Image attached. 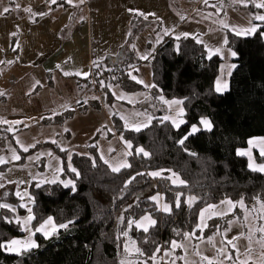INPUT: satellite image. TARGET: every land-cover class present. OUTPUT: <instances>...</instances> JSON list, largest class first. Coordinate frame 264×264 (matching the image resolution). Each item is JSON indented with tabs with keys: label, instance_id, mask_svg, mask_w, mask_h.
I'll list each match as a JSON object with an SVG mask.
<instances>
[{
	"label": "trees",
	"instance_id": "trees-1",
	"mask_svg": "<svg viewBox=\"0 0 264 264\" xmlns=\"http://www.w3.org/2000/svg\"><path fill=\"white\" fill-rule=\"evenodd\" d=\"M144 23L138 17L131 21L129 46ZM224 33L228 41L225 47L237 55L229 90L222 95L214 89L221 59L218 55L209 58L196 38L165 36L145 61L154 87L149 90V98L137 107L154 117L151 124L133 132L126 130L115 114L111 116L116 133L132 145L130 167L113 172L98 158L95 146H90L91 157L71 156L70 164L76 170L73 173L67 168L65 153L50 145L62 157V178L69 179L72 185L30 183L28 193L34 217L31 231L49 217L56 226L68 224V227L59 229L48 239L36 235L38 247L20 255H9L0 249V264H141L140 260L150 261L155 249H160L158 256L172 241L182 240L184 233L195 232L201 211L209 205L243 201L246 209L260 207L264 212L261 207L264 173L250 170L247 159L237 154L238 149L247 147L249 139L264 137V25L248 38L237 37L227 29ZM124 54L122 60L112 63L107 60L95 64L93 69L96 88L108 105L114 101L110 91L114 86L125 93L143 91L127 72L140 60L132 47ZM77 84L79 88L80 84L87 87L91 79L77 80ZM159 97L183 101L182 126L175 128L161 118L166 109L159 103ZM92 106L97 107L98 101ZM86 108L87 105L79 102L74 108L43 117L41 122L60 126L75 112H84ZM201 118L211 121V130L188 135L193 126L200 125ZM5 138L12 139V133L0 124V140ZM181 139L183 144L179 143ZM137 148H143L149 155L137 153ZM256 159L263 158L256 154ZM5 167L2 165L0 169ZM157 171L163 177L175 173L185 183L173 184L170 179L149 175ZM130 179L132 182L127 183ZM157 193L161 202L170 206L169 213L159 210V204L150 199ZM178 193L180 205L176 207ZM188 197L196 198L191 206L187 204ZM0 203L14 209L0 208V242L23 236L16 221L17 216L26 213L20 198L11 188L4 187L0 191ZM238 205L216 226L212 223L214 219H210L205 234L217 228L226 229L235 218L243 220ZM146 214L156 221L147 233L133 224L129 227V221H137ZM124 232L129 233L142 256L125 251Z\"/></svg>",
	"mask_w": 264,
	"mask_h": 264
},
{
	"label": "crops",
	"instance_id": "crops-1",
	"mask_svg": "<svg viewBox=\"0 0 264 264\" xmlns=\"http://www.w3.org/2000/svg\"><path fill=\"white\" fill-rule=\"evenodd\" d=\"M261 2L264 0H249L245 7L238 0H208L207 4L204 0H56V3L51 0H0V92L4 93L0 95V124L12 133V139L0 140V152L10 145L12 154L8 159L4 158L5 163L0 164L6 165L0 169V173L8 168L22 167L27 157L42 153L61 158L55 173L62 178V157L50 145L65 153L70 172H73L71 156L91 157L88 151L90 146H95L98 158L103 163L108 161L105 164L110 169V164L121 161L128 163L129 155L125 156L124 153L129 149L116 133L111 116L115 114L123 127L133 132L146 129L154 119L137 107L149 98L151 88L144 87V84L153 85L150 67L146 60L139 57L148 55L149 59L165 36L181 38L184 37L183 33H188V37L202 41L200 43L208 56L210 49H221L219 54H213L221 59L214 89L217 79H221L227 81L229 90L231 75L228 72L231 70L232 73L234 68L231 65L236 64L235 57L225 47L224 29L237 36L231 31L232 27H251L253 16L264 15V9L254 6ZM4 8L9 11L5 13ZM140 13L147 15V19ZM135 17L145 23L129 46L131 21ZM253 23L257 31L264 25L261 21ZM225 24L229 27L225 28ZM129 47L133 48L140 62L129 67L127 72L144 81V84H139L143 91L125 93L114 86L110 90L114 101L108 105L92 77L94 66L107 60L110 63L122 60ZM133 66L139 71H134ZM65 72L72 75L66 76ZM78 72L88 75H76ZM87 78L91 79V84L87 87L80 84L79 88L77 80ZM227 91L215 92L222 95ZM121 95L124 98L118 99ZM96 100L98 106L94 107L92 104ZM163 100L166 99L163 97ZM158 101L166 109V114L161 117L163 120H166L165 117L176 119L177 123L180 119L184 120V115L177 117L178 108L182 105L170 107L160 97ZM79 102L87 105L85 111L75 112L63 125L42 124L43 117H52L74 108ZM10 120L14 125L9 123ZM166 121L177 128L171 119ZM130 125L139 126L140 130L136 131ZM196 127L207 130L201 124ZM52 140L56 143H52ZM24 146L28 147L27 152L23 151ZM48 149L51 152L47 155ZM14 155L20 158L14 159ZM47 220L41 225H45ZM53 225L54 222L45 225L43 231H29L13 240L23 242L31 238L37 245L36 235L48 239L61 229L52 232ZM44 232L50 234L45 235Z\"/></svg>",
	"mask_w": 264,
	"mask_h": 264
},
{
	"label": "rangeland",
	"instance_id": "rangeland-1",
	"mask_svg": "<svg viewBox=\"0 0 264 264\" xmlns=\"http://www.w3.org/2000/svg\"><path fill=\"white\" fill-rule=\"evenodd\" d=\"M17 1L19 2V0ZM9 123L14 125L12 120H10ZM259 138L264 137H253L251 138V140H253L252 145L249 144V139L247 147L237 150V153L250 152L253 161L257 165L264 164V155H261L264 144L259 142ZM10 147V145H7L5 147L6 149L0 152V158H3L4 161V158L8 159L12 156V154H10ZM49 152H51L49 149L48 151L46 150L47 155L50 154ZM256 154L263 159L261 161L257 160ZM245 157L249 164L248 156ZM60 160L61 158L58 156L48 157L42 153H37L27 157L22 167L8 168L6 172L0 173V184H3L4 187L11 188L15 195L19 192L20 196L18 197L21 200V205H26L23 207L26 210L25 215L16 217V221H19L23 233L31 231L32 220L25 223L27 217L30 215L28 208H31L28 193L30 183L35 182L38 185H43L47 183L53 184L51 181H55V183H60L64 186L65 183L70 181L69 179L60 178L58 173H55V170H57V163L59 164ZM69 185H72V183ZM1 190L2 188H0V191ZM25 193H27V196L24 195ZM21 197H23V199H21ZM158 204L161 208L163 205L161 199ZM187 204L189 205L188 199ZM205 209H207V211H205L203 223L206 226L203 227V230L200 231L198 227H196L195 232L197 231V233L194 237L191 239L184 237L180 241H175L178 245H182V247L173 248L172 241L168 249L162 250L161 253L156 256V264H210V262L211 264H264V232L260 231V229L264 228V212L260 207L252 210L246 209L245 205L244 207H240L243 220L240 221L238 218H235L231 220V223L228 224L226 229L219 230L217 228L209 235L205 233L210 219H214L212 223L216 226L233 212L234 207L230 208L225 202L220 206L212 208L207 207ZM221 213H224V215H221ZM141 218L137 221H140ZM144 223L146 224L147 222ZM200 224L201 219L199 215L197 226ZM133 225L136 227L135 223H133ZM136 228L142 230L141 228ZM125 237V245L128 246L127 252L134 254L137 248L135 242L129 236V233ZM234 237H236V239H233ZM229 241H231V243H229ZM166 252L170 254L165 255ZM228 257H231V259H228ZM140 262L143 264L144 261L140 260ZM133 264L139 263L134 262ZM147 264H154V262L150 259Z\"/></svg>",
	"mask_w": 264,
	"mask_h": 264
},
{
	"label": "snow or ice",
	"instance_id": "snow-or-ice-1",
	"mask_svg": "<svg viewBox=\"0 0 264 264\" xmlns=\"http://www.w3.org/2000/svg\"><path fill=\"white\" fill-rule=\"evenodd\" d=\"M52 3H56V0H51ZM239 3H241L243 6L247 7L248 6V3H249V0H238ZM204 3L207 4L208 3V0H204ZM256 8H261V9H264V2H261V3H255L254 5ZM3 11L6 13L9 11L8 8H4ZM25 11H31L30 9H25ZM43 15V14H41ZM140 15H144L145 16V19H147V15H145L144 13H140ZM151 15H154V14H151ZM183 18V17H182ZM253 21H261V22H264V15H256V16H253L250 20V23L252 24L251 27L249 28H243V29H237L235 27H232L231 28V31L235 32V34L237 36H250V35H253L257 32V26L253 23ZM225 28H228L229 26L228 25H224ZM165 34H167V30H165ZM184 37L187 38L188 37V33H183ZM180 37L178 36L177 39H179ZM197 39V42H202L199 40V38H196ZM224 44L227 45L228 44V41L227 39L224 40ZM133 47H135L133 45ZM207 47V46H206ZM179 50V49H177ZM221 52V49H215V50H209V58H211V56L213 54H219ZM229 54L232 56V57H235L237 55V53L235 51H232L231 49H229ZM140 59H143V60H147L148 59V55H141L139 57ZM2 63V62H0ZM11 63V62H9ZM59 67V65L57 66ZM236 66L235 65H231V68H235ZM133 70L138 72L139 69L135 68L133 66ZM76 75H84V76H87L88 74L87 73H75ZM64 75L68 76V75H72V73H68V72H65ZM228 75H231V70H229L228 72ZM128 76L131 80L135 81L136 83L138 84H144V81L140 78H138L137 76L133 75L131 72L128 73ZM115 79V77H113ZM103 84V82H101ZM107 87H111L110 85L107 86ZM144 87L146 88H152L154 87V85H150V84H144ZM228 90V83L227 81H222L221 79H217L216 81V85H215V91L217 93H223L225 91ZM4 93L0 92V95H3ZM113 95H115V93H113ZM118 99H123V95L121 96H118L117 97ZM160 99L166 103V104H169V106L171 107L172 105H182L183 104V101L182 100H173V101H167V100H163V97H160ZM184 115V109L182 107H179L178 108V111H177V117H182ZM164 119L168 120V119H171L172 123L177 127L179 128L180 124L184 123L185 121L183 119H180L179 120V123H177V120L176 119H173L171 117H165ZM200 124L203 125L207 130H211L212 128V123L210 120H208L207 118H201L200 120ZM131 127H134V130L136 131H139L140 130V127L139 126H135V125H130ZM146 126V125H145ZM200 129L197 128L196 126H193L192 128V131L188 134V135H191L192 133L196 132V131H199ZM65 131H67V129H65ZM121 139H123V137H121ZM184 139H187V136L184 137ZM184 139H181L179 141L180 144H183L184 143ZM259 142L261 144H264V138H259ZM52 143H56L55 140H52ZM253 143V140H249V144L252 145ZM126 144V147L131 150L132 149V145L130 142H125ZM31 147H35V145H32ZM114 150V149H113ZM23 151L24 152H27L28 151V147L27 146H24L23 147ZM137 153H142L144 156H148L149 153L145 152L143 150V148H137L135 150ZM131 151H126L124 153L125 156L127 155H131ZM238 155H241V156H248L249 158V164H248V167L252 170V171H259V172H264V164H255V162L253 161L252 159V156L250 154V152H238L237 153ZM261 155H264V149L261 150ZM14 159H19L20 157L18 155H14L13 157ZM5 163V161L3 160V158H0V164H3ZM105 163H108V161H105ZM112 169L113 172H120L121 169L123 168H127V167H130V165L126 162V161H121V162H118L116 164H110L109 165ZM70 167V165H69ZM73 172H75L76 170L73 168L72 169ZM170 171V170H169ZM78 175V173H77ZM137 175H143V173H137ZM149 175H151L152 177H160L162 179H170L172 181L173 184H180V185H183L185 182L183 180H181L175 173H172L171 176L169 177H163L162 175V172L161 171H157V172H151L149 173ZM172 177H175V179H172ZM132 179H135V177H132ZM132 179H130L127 183H131L132 182ZM52 183H55V181H51ZM72 182L69 181L67 183H65V187H68L69 184H71ZM127 185H125L126 187ZM4 185L3 184H0V188H3ZM74 187V186H73ZM17 196H20V193L17 192L16 193ZM25 196H27V193L24 194ZM181 194L178 193L177 194V201H176V207H179L180 205V201H179V196ZM21 199H23V197H21ZM150 199L154 202H157L159 203V200H160V194L157 193V195L155 196H152L150 197ZM195 197H188V203H189V206H191V204L195 201ZM29 201H31V197H29ZM222 203H225L224 201H222ZM226 203L231 207H235L236 204H239L240 207H244L243 205V201H239V202H236V204H234L232 201H226ZM22 207L26 206V205H21ZM209 208H212V207H215L213 205H209L208 206ZM261 207H264V204L261 205ZM0 208H8L12 211H14V209H12V206L11 205H8V204H5V203H0ZM165 213H169L171 211V208L170 206L165 203L162 205V207L159 209ZM205 211H207V209L205 210H202L201 213H200V219H201V224L198 225V229L200 231L203 230V227H205L206 225L203 223L204 221V218H205ZM28 212H29V216L27 217L25 223H28L30 222L34 217L31 215V212H32V209L31 208H28ZM221 215H224V213H221ZM11 222V221H9ZM144 222H147L146 224ZM17 223H19V221H17ZM52 218L49 217L48 220L45 222V225L47 224H52ZM69 223H72V221H69ZM135 223L136 224V227L138 228H141L143 230V232L147 233L149 231V227L151 226H155L156 224V221L154 219H152V217L150 215H146L144 217L141 218L140 221H129V227L132 226V224ZM229 223H231V221H229ZM45 225H41L40 228H37L36 231L40 232V231H43ZM68 227V224H60L58 227L53 225V228H52V232H55L58 230V228H67ZM260 231L264 232V228L260 229ZM45 235H49L50 233L48 232H44ZM124 236H127L128 233L127 232H124L123 233ZM185 236V238H188V239H191L192 237H194L196 235L195 232L193 233H184L183 234ZM233 239H236V237H234ZM229 243H231V241H229ZM35 247H38V245H36L35 241L31 240V238H29V240L27 241H18V240H12L10 242H0V249H3L7 252H15L17 255L19 254H22V252L24 251H28V250H31L32 248H35ZM172 247L175 248V247H182V245H178L175 241L172 242ZM125 251L127 252L128 251V246L125 245ZM136 253H138L139 255H143V252H141V250L139 248H136L135 249ZM160 251L159 248L155 249L154 253L152 256L149 257V259H151L154 264H156V253H158ZM223 251V250H221ZM170 253H165V255H169ZM206 259V258H205ZM228 259H231V257H228ZM121 264H123V262H121ZM143 264H147V261H144ZM211 264V262H210Z\"/></svg>",
	"mask_w": 264,
	"mask_h": 264
}]
</instances>
